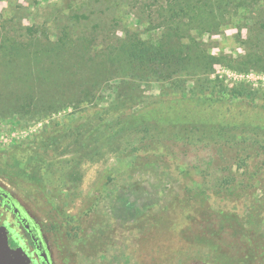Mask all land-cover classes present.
<instances>
[{"label": "rangeland", "instance_id": "1", "mask_svg": "<svg viewBox=\"0 0 264 264\" xmlns=\"http://www.w3.org/2000/svg\"><path fill=\"white\" fill-rule=\"evenodd\" d=\"M166 39L211 69L121 66ZM0 180L55 264L263 254L264 0H0Z\"/></svg>", "mask_w": 264, "mask_h": 264}, {"label": "flooded vegetation", "instance_id": "2", "mask_svg": "<svg viewBox=\"0 0 264 264\" xmlns=\"http://www.w3.org/2000/svg\"><path fill=\"white\" fill-rule=\"evenodd\" d=\"M0 219L13 228L14 235L37 264H55L40 222L17 196L0 180ZM153 248L148 264H264V253L236 255L233 246H204L201 240H171ZM199 244H193V243Z\"/></svg>", "mask_w": 264, "mask_h": 264}, {"label": "trees", "instance_id": "3", "mask_svg": "<svg viewBox=\"0 0 264 264\" xmlns=\"http://www.w3.org/2000/svg\"><path fill=\"white\" fill-rule=\"evenodd\" d=\"M167 37V36H166ZM159 42L158 49L130 51L121 54V66L132 73H150L152 76L170 77L172 74L188 73L193 67H204L209 70L213 64L211 56L205 55L200 50H190L170 44L169 40ZM174 41V40H173Z\"/></svg>", "mask_w": 264, "mask_h": 264}, {"label": "water", "instance_id": "4", "mask_svg": "<svg viewBox=\"0 0 264 264\" xmlns=\"http://www.w3.org/2000/svg\"><path fill=\"white\" fill-rule=\"evenodd\" d=\"M0 264H37L14 235L13 228L0 219Z\"/></svg>", "mask_w": 264, "mask_h": 264}]
</instances>
